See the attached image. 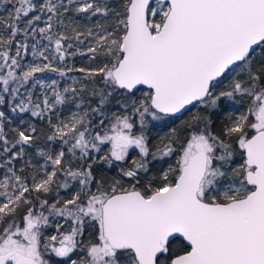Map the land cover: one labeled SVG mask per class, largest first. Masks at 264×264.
Segmentation results:
<instances>
[{
  "label": "snow or ice",
  "instance_id": "6c2138e0",
  "mask_svg": "<svg viewBox=\"0 0 264 264\" xmlns=\"http://www.w3.org/2000/svg\"><path fill=\"white\" fill-rule=\"evenodd\" d=\"M68 3L85 19L102 17L103 22L98 19L85 31L72 28L69 35L70 25L63 20L69 8L63 2L0 0L5 13L0 15V106L44 118L80 96L76 108L81 110L56 124L49 117L47 140L66 146L55 153L36 145L34 126L9 140L3 124L7 117L0 111V168L6 170L0 179V264H49L48 252L67 257L91 222L99 225V236L88 243L81 264H264V0H124L122 12L106 0ZM54 23L64 30L53 31ZM21 34L33 40L39 34L49 42L32 45L33 57L47 63L21 64V50L28 48L17 40ZM73 42L76 50L69 51ZM50 47L52 60L46 54ZM77 54L96 66H53L54 60ZM45 71L99 76L103 88L89 94L96 106L88 101L84 107L82 81L73 79L79 89L61 91L56 80L45 84L37 76ZM37 86L51 96L44 92L34 101ZM141 86L147 91L138 98ZM113 98L119 111L109 115L105 106ZM237 98L248 99L247 111L230 115L217 133L210 111L220 112L222 104L228 109L227 102ZM193 109L181 130L173 128L150 144L145 134L150 121L180 120ZM33 146L45 162L40 168L25 159ZM234 154L242 163L226 167L236 163ZM173 156L175 167L151 174L149 157ZM97 159L109 167L118 164L120 178L107 186L96 181ZM17 160H24L20 174ZM72 160L78 162L76 170ZM26 170L33 173L30 180ZM58 174L78 181L80 190L61 198L58 189L71 185L59 183ZM54 191L50 202L48 194ZM51 217L70 221L71 227L61 231L63 224L57 222L58 235L45 236Z\"/></svg>",
  "mask_w": 264,
  "mask_h": 264
},
{
  "label": "trees",
  "instance_id": "16d2710c",
  "mask_svg": "<svg viewBox=\"0 0 264 264\" xmlns=\"http://www.w3.org/2000/svg\"><path fill=\"white\" fill-rule=\"evenodd\" d=\"M40 2H43V0H40ZM54 2L60 3L63 2L68 8L69 12L64 13L63 20L65 25H70L68 28V34L71 35V29L76 28L78 31H85L88 27H93L97 20L99 19L101 22H103L102 17H93L91 20L85 19L84 13H76L74 11L75 4H69L68 0H54ZM106 2L115 10V11H123V4L124 0H106ZM11 7V6H9ZM63 11V9H61ZM4 11L0 9V15H4ZM46 20V15L42 17V20L39 24L40 27L44 26V21ZM55 20V18H54ZM113 21L109 20L108 23L111 24ZM64 29L61 28L59 25H56L54 23L53 31H63ZM17 40L21 44H27L28 48L25 52L23 49L21 50V64L27 65L31 63H47V61H43L42 58H34L32 55V45L36 43V41H39V46L42 45H48V41L44 40L39 34L36 36V40H33L31 36L25 37L23 34L17 37ZM74 43L73 49H70L69 51H75L77 44ZM87 45V41H85V45H79L81 50H85ZM16 47L15 44L10 49V54L15 55ZM49 55V59L52 60L53 52L52 48H49V51L46 53ZM18 59H20L18 57ZM53 66L57 68H63L67 69L69 67L78 69V68H88V67H95V63L90 62L86 56H81L79 54L75 56H69L66 58L64 62H60L59 60L53 61ZM37 76L41 78L45 84H51L52 80L57 81V87L62 91L63 88L68 86H75L78 89L81 87L80 83H77L73 85V79H76L77 81H82L83 85L86 86V91L83 93L84 97L86 98V102L84 107H87L88 101H91V106L95 107L96 103L95 100L89 95L93 89L99 91L103 88V82L101 81V78L99 76H96L92 79L85 78V74L78 72V71H72L68 72L65 77L59 76L56 72H49L45 71L42 73H37ZM229 81H225L224 84L221 86L222 89H227L230 84ZM26 88H31V84L27 85ZM25 89H21V93H25ZM146 92L147 89L142 88L141 90L136 93V96L139 98V96H143V92ZM44 92H47L49 96H51V91L44 89L42 90L39 86H37L33 90V99L36 101L37 98H42ZM80 96H76L74 98L68 99L65 104L57 106L56 114L53 115L51 113H46L44 118L33 116L31 114V111L26 112H19L17 110L16 112L11 111V107L8 105L0 106V111H4L7 119L3 121L4 124V133L7 136L9 140L14 141L17 136L16 132L18 130H24L28 129L30 126H34L36 128V135L38 138L36 140V145L40 146H46L47 150L52 151L55 153L56 151H59L62 147L66 151V146L62 145V143L59 140L56 141H48L47 137L52 134L51 126L49 125V117H51L52 124H56L59 119H67L71 116L72 113L81 111L80 109L76 108V104L79 103ZM227 103L231 104L232 106L228 109H224V105H221V111L211 112V119L213 121L214 128L213 130L219 133L220 129L225 123H228V117L231 115L233 117H236L237 114L241 111H243L248 105L249 101L247 98H237L233 101H228ZM106 110H108L109 115L112 112H118L119 111V104L117 103V98L111 99V102L105 106ZM197 111V109H193L192 113H185L180 120H175L173 117H166L164 120L161 121H150L148 127L145 129V134L148 136L150 144L156 145L160 142L161 138L168 135L173 128H176L177 130H181L183 126V122L186 120H190L191 115L194 114ZM93 122H97V117L93 116ZM20 146H17V150ZM0 149H2V144H0ZM155 149L153 148V151ZM130 152L133 155H138V150L132 149ZM94 156L99 157L102 155V153H93ZM235 160L241 161V157L238 154H235ZM25 159H31L32 163L36 165V167L40 168L44 166L45 162L42 158L38 157L36 155V148L33 146L32 148L26 149V156ZM66 159H70V157L66 156ZM4 156L0 155V162H3ZM149 167L151 169L152 175H160L163 171H166L168 167L171 165L173 167L176 166V157H164L163 159H155L153 160L151 157H149ZM18 174L19 169L24 163V160H17L13 162ZM232 163L231 165L233 166ZM78 162L75 160H72V167L73 170H76L78 168ZM6 170L3 168H0V179L3 178L5 175ZM28 176V179H31V175L33 174L31 170H26L24 173ZM42 174V173H41ZM93 175L95 177L96 181L104 183L106 186L110 184L113 180L120 178L119 173V166L113 165L112 167H109L106 163L100 161L97 159L96 163L93 164ZM59 183H64L65 180L71 185L69 189L59 188V196L61 198H67L69 195H71L74 191H79L80 186L78 181L72 180L71 177H65L63 174H58ZM123 183L125 186H129V181L127 178L123 179ZM92 190L95 191V184L92 186ZM48 198L50 202L56 198V191L49 193ZM62 202V201H61ZM20 216L22 218L23 214L25 213V210L22 208L19 210ZM19 222V221H18ZM59 222L63 224V229L61 231H67L71 227V222H65L63 218L59 217H51L50 223L52 224V227H49L47 230H44V233H48L49 231H54L55 234L58 235L56 232L55 224ZM99 236V225L95 222L86 223L84 226V235L81 237H77V240L80 242L79 246L69 254L67 257H58L55 254L46 253L45 259L51 258L49 261V264H72V261H76V264H81V261L87 259L86 255V247L88 243L95 242L98 239ZM83 249V250H82Z\"/></svg>",
  "mask_w": 264,
  "mask_h": 264
},
{
  "label": "rangeland",
  "instance_id": "374dc122",
  "mask_svg": "<svg viewBox=\"0 0 264 264\" xmlns=\"http://www.w3.org/2000/svg\"><path fill=\"white\" fill-rule=\"evenodd\" d=\"M141 92H143V94H144V91H141ZM139 97H142V96L140 95ZM248 106L243 111L239 112L236 117H238L241 113H245L247 111ZM104 147H105V151H106L107 146H104ZM234 156H235V154H234ZM239 163H242V158H241L240 162L237 161L235 164H233V166L230 164V165H226V167L236 168L239 166ZM0 200H2V198H0ZM47 229L48 228H46L45 230H47ZM48 235H57V234H55L54 231L51 230L48 233L47 232L45 233V236H48ZM49 253H51V252H49ZM51 254H54V253H51Z\"/></svg>",
  "mask_w": 264,
  "mask_h": 264
},
{
  "label": "water",
  "instance_id": "95a60500",
  "mask_svg": "<svg viewBox=\"0 0 264 264\" xmlns=\"http://www.w3.org/2000/svg\"><path fill=\"white\" fill-rule=\"evenodd\" d=\"M141 87L147 89L146 86H141Z\"/></svg>",
  "mask_w": 264,
  "mask_h": 264
}]
</instances>
